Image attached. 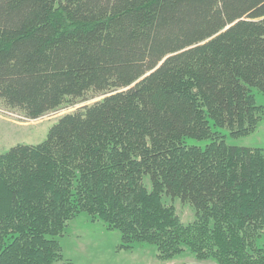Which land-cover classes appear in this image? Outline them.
Masks as SVG:
<instances>
[{"label":"trees","instance_id":"trees-1","mask_svg":"<svg viewBox=\"0 0 264 264\" xmlns=\"http://www.w3.org/2000/svg\"><path fill=\"white\" fill-rule=\"evenodd\" d=\"M254 90L264 94V0H0L7 107L36 120L103 96L45 142L0 155V264L63 261L60 238L81 214L160 261L187 251L264 264V149L219 132L257 130Z\"/></svg>","mask_w":264,"mask_h":264},{"label":"rangeland","instance_id":"rangeland-1","mask_svg":"<svg viewBox=\"0 0 264 264\" xmlns=\"http://www.w3.org/2000/svg\"><path fill=\"white\" fill-rule=\"evenodd\" d=\"M256 104L264 108V94L254 90ZM103 96L88 95L84 100L67 102L60 108L43 117L32 120L17 109L7 107L0 99V155L6 154L17 145L37 146L47 140L48 134L59 120L77 112L79 109L94 105ZM223 140L229 146L264 149V112L257 130L249 136L234 138L226 130H220ZM211 141L189 140L188 144L201 148ZM146 184L150 189L149 180ZM167 205H172L183 224L195 221L194 210L179 199L164 198ZM122 234L118 230L108 229L102 222H92L86 214L74 219L64 236L60 238L63 261L54 264H216L213 261H199L189 252L176 256L170 261H160L155 246L137 243L131 249H121ZM264 247V237L261 242Z\"/></svg>","mask_w":264,"mask_h":264}]
</instances>
